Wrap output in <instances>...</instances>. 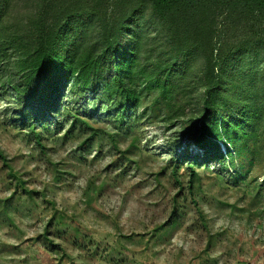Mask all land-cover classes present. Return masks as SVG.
Segmentation results:
<instances>
[{
	"label": "rangeland",
	"instance_id": "rangeland-1",
	"mask_svg": "<svg viewBox=\"0 0 264 264\" xmlns=\"http://www.w3.org/2000/svg\"><path fill=\"white\" fill-rule=\"evenodd\" d=\"M32 1L12 0L3 22L9 31ZM225 25L229 39H246ZM145 35V49L154 47L153 28ZM7 55L0 69L11 64ZM100 82L87 93L67 83L63 98L54 99V107L62 101L91 116L96 130L88 146L81 142L89 130L64 139L69 122L60 134L36 127L38 145L21 117L25 99L14 101L8 86L0 90V264H264V161L238 185L232 170L219 165L176 168L169 143L180 132L156 95L140 98L131 120L157 101L155 113L128 132L130 122L106 121L103 109L116 99L101 98ZM181 145L178 152L196 147L189 139ZM235 164L247 167L249 159ZM255 189L262 190L259 198Z\"/></svg>",
	"mask_w": 264,
	"mask_h": 264
},
{
	"label": "trees",
	"instance_id": "trees-1",
	"mask_svg": "<svg viewBox=\"0 0 264 264\" xmlns=\"http://www.w3.org/2000/svg\"><path fill=\"white\" fill-rule=\"evenodd\" d=\"M11 2L0 0V59L12 58L0 69V90L8 86L14 101L25 99L21 117L38 145L36 127L60 134L69 122L64 139L89 130L81 142L88 146L96 130L91 116L82 118L62 101L54 107V99L67 83L72 92L87 93L103 80L101 98L116 99L103 109L106 121L119 127L130 122L128 132L155 113L157 101L163 105L164 118L180 132L169 143L176 168L219 165L232 170L238 185L256 161H264V69L258 70L264 64V0H33L9 31L3 22ZM226 22L246 39H229ZM152 28L155 46L145 49ZM149 94L156 95L155 105L132 121L143 106L140 98ZM184 139L196 147L178 152ZM237 159L249 165L237 167Z\"/></svg>",
	"mask_w": 264,
	"mask_h": 264
}]
</instances>
